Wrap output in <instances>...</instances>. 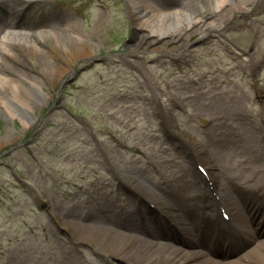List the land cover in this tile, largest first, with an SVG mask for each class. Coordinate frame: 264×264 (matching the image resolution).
I'll use <instances>...</instances> for the list:
<instances>
[{"label": "rangeland", "instance_id": "374dc122", "mask_svg": "<svg viewBox=\"0 0 264 264\" xmlns=\"http://www.w3.org/2000/svg\"><path fill=\"white\" fill-rule=\"evenodd\" d=\"M137 1L151 17L146 24L131 14ZM200 2L33 0L18 8L16 24L0 13V42L11 32L43 40L52 21L61 40L93 41L96 51L77 57L71 68L67 55L50 50L34 55L15 48L9 52L22 61L0 58V78L9 79L6 88L0 81V264H133L135 256L104 251L101 239L84 237L76 222L90 209L103 215L113 209L131 211L107 224L128 229L136 217V225L137 195L150 198L149 190L121 178L174 196L203 192L207 185L199 182L189 142L216 164L212 177L222 203L243 206V195L258 202L253 195L264 188V0ZM32 21L37 24L30 28ZM152 29L182 39L150 48L143 37ZM57 64L68 70L54 81ZM227 181L234 182L230 195L221 191ZM184 209L174 215L186 239L167 240L178 252L218 264H264L255 246L264 234L256 233L253 212L243 208L224 223L217 204L205 208L222 229L214 233L218 227L210 225L208 244H192L186 228L195 211ZM259 211L264 216L262 205ZM90 223L97 224L94 217ZM218 233L222 242L212 244ZM160 235L152 236L158 247L167 242Z\"/></svg>", "mask_w": 264, "mask_h": 264}, {"label": "bare ground", "instance_id": "6f19581e", "mask_svg": "<svg viewBox=\"0 0 264 264\" xmlns=\"http://www.w3.org/2000/svg\"><path fill=\"white\" fill-rule=\"evenodd\" d=\"M33 0H24L23 3L17 4L15 3L13 0H0V13L3 14L4 16L8 15L9 20L7 21V23L9 24H16L17 20L15 21V17L18 16V13H16L18 11V8L22 5H27L28 3L30 4ZM37 1V0H34ZM195 2H197V4L200 2V0H194ZM213 1V0H212ZM217 3L219 2H223L222 0H216ZM202 2V1H201ZM200 2V3H201ZM142 3L140 1L137 2H132L131 3V14L133 15V18L137 19L140 24H146L148 21H150L151 17L148 16V14L146 13V10L143 9L142 7ZM223 4H220L218 7H222ZM195 11V10H194ZM195 13L192 12L191 15ZM174 16H178V13L175 14ZM37 23L35 22H30L28 24V26L30 28L34 27ZM42 24V23H41ZM44 25V24H43ZM52 28L49 27V29H46L45 32H43L44 34L42 35L44 38L43 40L38 38V35L36 34H32L31 36H36L34 39L32 40H27L25 39L24 35L27 36V34H13L12 32L9 34H6L3 39L0 42V58H2L4 55H12L13 57L14 54L10 53L9 50H14L15 48H19L22 52H25L26 54L33 49V53L34 55H46V53L48 54V50L52 51V53H58V54H62V55H67V63H70V68L75 64V62H77V57L79 58L80 56L83 55H92L94 53H96L95 51V46L93 41H89V42H84V45L80 44V43H76L74 41H69L67 38L64 40H61L59 37L60 35L62 36L63 34H60L62 32H60L59 30H57L56 32L53 31V28L58 27V24L56 22H52L50 21L49 24ZM212 25V24H211ZM47 26V25H45ZM48 27V26H47ZM71 28V26H69ZM0 28H2V26H0ZM64 33V32H63ZM162 32L160 31H155L154 29L149 30L145 37V40H148V44L150 46V48H155V47H160L159 44L161 43V41H164L166 43V45H171L174 44V39L177 38H181V34H179L178 36H175L176 34H170V35H165V36H161ZM41 35V34H40ZM59 36V37H58ZM175 36V37H173ZM19 40L18 42L16 40ZM182 39V38H181ZM33 43V44H31ZM2 44L4 46H2ZM174 46V45H173ZM45 48L46 50L42 49ZM17 55L15 57V59L22 61L23 59L18 55L17 51L16 54ZM54 68V67H53ZM66 70H68V66L66 65L65 67L62 65H58L56 67V78L54 79V81L57 80V78L62 77V73H64ZM22 78V77H21ZM9 81V79H7V76H5V78L1 79L0 81H3L1 86L6 88L7 84L5 82ZM13 83V82H11ZM14 86H16V83H13ZM193 148L194 152L197 153H202V149L197 146L194 145L192 142H189ZM204 157V156H203ZM205 158V157H204ZM204 160V166L208 169V172H210L211 174H216V172L214 171V169L216 168V164L213 162H205L206 159L203 158H199L197 161H203ZM200 163V162H199ZM182 169V170H181ZM181 169H177V173L178 172H182L183 174L186 173V171L183 170V168ZM184 176V175H182ZM181 176V177H182ZM180 177V178H181ZM201 178V177H200ZM122 182L124 185H135L136 187H142L145 190H149L148 191V195L150 196L151 199L155 200V202L164 208V210H166L169 215H172L174 218L177 217V215H174V212L176 210V208H180L182 210L185 211V204L193 207L192 203H194V200H197V198H202L199 197V195H188L187 197H184V195L182 194V192H180L179 194L182 195L180 196L178 193H175L177 196L174 195H169V194H173L174 192H170V191H165V189L163 191L159 190V187L157 186L156 189H153L151 187H149V185L145 184L143 181H138L137 179H134L132 177L129 178H121ZM229 181H232L229 180ZM227 181L226 187L222 188L221 191H223V194L227 193V195L231 193L232 190V185L230 182ZM191 186L195 184L191 181V180H185L184 181V185H189ZM184 185L179 186L180 190L185 189ZM175 191V190H174ZM225 191V192H224ZM160 192V193H158ZM141 195V193H139L137 196ZM264 196V194H263ZM248 197V195H243L239 198L241 199H246ZM260 198V199H259ZM256 201H263V197H258L257 199H255ZM144 204H142L140 202V204L138 205V209L145 210V206H143ZM141 206V207H139ZM199 206V205H198ZM246 209L245 211H247L248 213L253 212V217H256L258 221L256 224V228L257 231L256 233L258 234H264V216L263 214H261V212L259 211L260 207L258 206V203H256V205L252 206L251 208H244ZM124 210V209H123ZM233 210H235V212H239L242 213V207H236ZM146 212H148L147 210H145ZM115 212V213H114ZM144 211H142L143 213ZM121 213H130V211L125 210V211H109L107 212V214L105 213L104 215L101 214V212H95V211H91V209L89 210V214L88 216H86V218L81 221H77L76 225L79 226V231L81 233L84 234V237H89L90 239H101L99 240V246L100 247H104V251H106L107 249L110 250V253L116 254L118 256H130L133 255L136 258H133V264H218V262H215L214 260H210L205 258L204 260L199 259L201 256L195 255V254H191L190 256H185L182 254V252H178V248H174L172 247L170 244V242H167L164 246L158 247V245L156 246L153 240H152V236L153 234H158L160 231H166V230H170V228L167 226L169 225V223L167 221L163 220V216L162 214H159L158 212H154L153 211V215L155 218L154 223L149 226L150 229L146 230L142 229L140 227V223H139V218H138V222L136 225H133L136 221V218L134 219V222L132 224L131 227H128V229H121L118 228L117 226H112L107 224L108 220L111 221H119V218H117ZM163 213V212H162ZM196 213V212H195ZM115 214V215H114ZM141 214V212H140ZM197 214H193L192 215V223L193 226H191L190 228H186V232L188 231L189 233V237L190 238V242H192V244H199V238L196 240L194 234V228L193 227H197V221H196V216ZM243 215V213H242ZM241 216V219L243 218V216ZM237 216V215H236ZM239 216V217H240ZM94 217V221L97 222V224H92L90 223V218ZM133 217V216H132ZM99 220V221H98ZM260 224V226L258 225ZM164 227V229H163ZM130 229H138V230H146V233L144 232H131ZM159 229V232H158ZM198 232L201 233L200 229L201 227L198 225L197 227ZM78 230V229H77ZM87 232L89 231L90 233L86 234L84 231ZM136 231V230H135ZM197 232V234H198ZM196 234V235H197ZM145 235V236H144ZM151 237V238H150ZM254 237H250V241H253ZM176 241L178 242V237H176ZM212 241V240H211ZM157 243V242H156ZM212 243V242H211ZM255 246L261 248V250H263V254H264V240L263 239H259L258 241H256ZM254 246V247H255ZM253 250V249H252ZM137 252V254H136ZM255 256V253H254ZM261 258V256H260ZM250 261L254 262V258L251 256ZM83 264H92V261H83ZM228 264H234L231 262H228Z\"/></svg>", "mask_w": 264, "mask_h": 264}]
</instances>
